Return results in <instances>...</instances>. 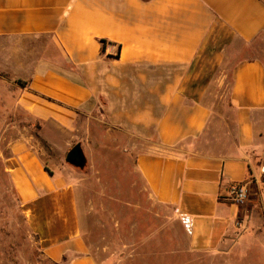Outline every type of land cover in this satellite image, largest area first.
Masks as SVG:
<instances>
[{
	"label": "crops",
	"instance_id": "1",
	"mask_svg": "<svg viewBox=\"0 0 264 264\" xmlns=\"http://www.w3.org/2000/svg\"><path fill=\"white\" fill-rule=\"evenodd\" d=\"M12 38H47L56 52L38 59L19 106L84 148L101 129L102 148L118 149L175 219L169 254L248 263L249 248L264 258L253 203L228 197L248 183L264 207V0H0V39ZM237 43L256 53L236 62L228 109L216 111L205 100L211 75ZM11 151L7 170L44 255L98 264L82 226L84 179L48 165L31 136Z\"/></svg>",
	"mask_w": 264,
	"mask_h": 264
},
{
	"label": "rangeland",
	"instance_id": "2",
	"mask_svg": "<svg viewBox=\"0 0 264 264\" xmlns=\"http://www.w3.org/2000/svg\"><path fill=\"white\" fill-rule=\"evenodd\" d=\"M262 49L264 45L258 51ZM225 50L224 62L212 72L205 99L216 111L228 109L236 62L256 53L239 43L228 44ZM48 52L56 54L47 38L0 39V264H60L42 252L25 221L8 175L6 163L12 156L11 144L29 136L48 165L65 168L67 175L72 172L84 179L82 226L89 252L98 264H224L209 255L194 259L195 256L182 251L169 254V250L177 249L179 233L175 219L167 208L149 199L143 181L118 149L102 148L101 129L96 128L94 134L100 143L97 147L86 144L84 148L80 144L87 165L79 169L66 162L67 153L77 144V136L65 133L53 123L40 125L25 114L18 104L19 93L38 59ZM119 142L111 140V144ZM105 157L113 164L108 165ZM248 202L253 203L257 223L256 228H251L264 233V207L257 200L256 191H252L244 206ZM245 257L248 263L238 258L227 264H264L261 251L254 256L253 250L247 248Z\"/></svg>",
	"mask_w": 264,
	"mask_h": 264
},
{
	"label": "built area",
	"instance_id": "3",
	"mask_svg": "<svg viewBox=\"0 0 264 264\" xmlns=\"http://www.w3.org/2000/svg\"><path fill=\"white\" fill-rule=\"evenodd\" d=\"M261 176H264V165L261 167ZM250 195L248 183H235L229 187V199L237 206H244L248 201ZM242 222L238 224L241 227ZM186 231L190 230V223L188 219L184 220Z\"/></svg>",
	"mask_w": 264,
	"mask_h": 264
},
{
	"label": "water",
	"instance_id": "4",
	"mask_svg": "<svg viewBox=\"0 0 264 264\" xmlns=\"http://www.w3.org/2000/svg\"><path fill=\"white\" fill-rule=\"evenodd\" d=\"M66 162L76 168L84 169L87 159L80 144H76L66 155Z\"/></svg>",
	"mask_w": 264,
	"mask_h": 264
},
{
	"label": "trees",
	"instance_id": "5",
	"mask_svg": "<svg viewBox=\"0 0 264 264\" xmlns=\"http://www.w3.org/2000/svg\"><path fill=\"white\" fill-rule=\"evenodd\" d=\"M101 43L103 44V45H105L106 44V41L105 40H101ZM233 81V80H232ZM20 84H21V82H19ZM233 83V82H232ZM231 87H232V84H231ZM24 111V110H23ZM25 112V111H24ZM25 114L26 115H29L27 112H25ZM29 116H31V115H29ZM32 117V116H31ZM36 122H38L40 125L41 124H43V122L42 121H40V120H38V119H36V118H34V117H32ZM41 128V127H40ZM74 147V146H73ZM71 150V149H70ZM70 165V164H69ZM72 166V165H71ZM72 167H74V166H72ZM51 173V172H50ZM9 175V174H8ZM9 177H10V175H9ZM10 179H11V177H10ZM11 182H12V180H11ZM12 185H13V183H12ZM13 187H14V185H13ZM15 189V188H14ZM20 206H21V204H20ZM25 221H26V219H25Z\"/></svg>",
	"mask_w": 264,
	"mask_h": 264
}]
</instances>
